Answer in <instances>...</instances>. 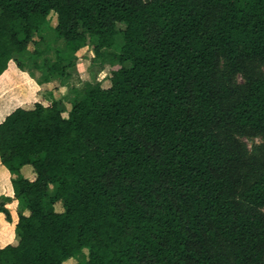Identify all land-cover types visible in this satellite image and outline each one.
<instances>
[{
	"label": "trees",
	"instance_id": "obj_1",
	"mask_svg": "<svg viewBox=\"0 0 264 264\" xmlns=\"http://www.w3.org/2000/svg\"><path fill=\"white\" fill-rule=\"evenodd\" d=\"M86 45L109 87L0 118V264H264V0H0V75L67 78Z\"/></svg>",
	"mask_w": 264,
	"mask_h": 264
},
{
	"label": "rangeland",
	"instance_id": "obj_2",
	"mask_svg": "<svg viewBox=\"0 0 264 264\" xmlns=\"http://www.w3.org/2000/svg\"><path fill=\"white\" fill-rule=\"evenodd\" d=\"M57 23V14L51 13L49 16V24L40 32L35 34V38L39 41L40 45L44 49L43 53L39 55L35 62L43 64L48 60L54 59L53 48H48V40H51L53 34V27ZM118 28H124V24L119 23ZM122 39L118 37L117 43L109 50L110 52L117 53L121 49ZM72 55L73 65L67 68L69 76L67 78H56L49 82L41 81L45 76V67L37 68L34 65V60L30 59V53L19 55L27 60L26 70L21 71L19 69L9 70L0 75V118H3L7 111L14 106L13 100L17 104H23L25 107L33 106L36 101H42L46 104L50 103V100L55 98L58 100L61 108L69 110L72 106V101L75 98L76 92L83 89L86 81L97 82L99 81L102 86H110V76L113 69H117L122 66V63L115 61L112 64H107L108 59H97L94 61V52L92 47H81L77 52ZM100 62V65L99 63ZM107 62V63H106ZM106 63V64H104ZM104 64V66H101ZM258 70L261 75L264 76V62L258 65ZM34 76V77H32ZM238 81H243L241 76H238ZM39 83H38V82ZM67 114V112H65ZM248 156H259L262 151V144L264 143V137H242ZM25 176L30 178L35 177V172L32 166L28 165L24 167L23 172ZM18 177V175H13ZM12 177V174H11ZM56 185L50 184L49 190L54 193ZM11 206L17 210L22 211L23 207L18 205L17 200H13ZM58 209H61L59 203L56 204ZM19 236L15 235V242H17ZM87 253L85 249L78 257L68 259L65 264H77L79 260L83 258V255Z\"/></svg>",
	"mask_w": 264,
	"mask_h": 264
},
{
	"label": "crops",
	"instance_id": "obj_3",
	"mask_svg": "<svg viewBox=\"0 0 264 264\" xmlns=\"http://www.w3.org/2000/svg\"><path fill=\"white\" fill-rule=\"evenodd\" d=\"M110 85H111V80H110ZM11 178V173L8 171V169L2 164L1 159H0V194H2L5 189H9V181ZM12 242H15V234L14 237L12 238Z\"/></svg>",
	"mask_w": 264,
	"mask_h": 264
}]
</instances>
